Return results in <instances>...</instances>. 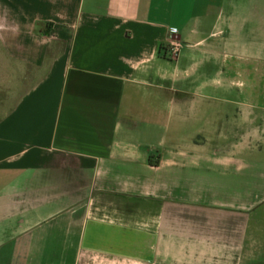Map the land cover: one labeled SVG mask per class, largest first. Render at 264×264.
Returning a JSON list of instances; mask_svg holds the SVG:
<instances>
[{
  "label": "crops",
  "instance_id": "obj_1",
  "mask_svg": "<svg viewBox=\"0 0 264 264\" xmlns=\"http://www.w3.org/2000/svg\"><path fill=\"white\" fill-rule=\"evenodd\" d=\"M0 264H264V0H0Z\"/></svg>",
  "mask_w": 264,
  "mask_h": 264
},
{
  "label": "built area",
  "instance_id": "obj_2",
  "mask_svg": "<svg viewBox=\"0 0 264 264\" xmlns=\"http://www.w3.org/2000/svg\"><path fill=\"white\" fill-rule=\"evenodd\" d=\"M169 37H170V41L166 45L165 55L169 59H176L180 53V48H181V42L178 38L177 30L176 29L171 30Z\"/></svg>",
  "mask_w": 264,
  "mask_h": 264
}]
</instances>
